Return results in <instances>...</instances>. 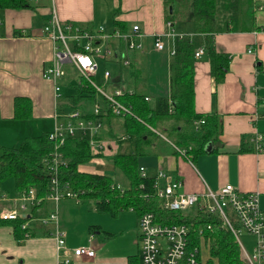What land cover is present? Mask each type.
Returning <instances> with one entry per match:
<instances>
[{"label": "crops", "instance_id": "obj_1", "mask_svg": "<svg viewBox=\"0 0 264 264\" xmlns=\"http://www.w3.org/2000/svg\"><path fill=\"white\" fill-rule=\"evenodd\" d=\"M30 3L32 8L0 10L1 147H18L27 138L47 134L53 129L56 116L69 112L62 105L65 98L73 94L72 86L77 78L74 67L70 65L75 75L70 80L66 79L70 75L68 64L64 65L66 75L60 81V98L57 101L53 84L42 78L43 69L51 64L53 58L52 43L43 33V27L53 13L62 24L77 25L89 32L99 26L111 31L113 21L121 24L124 33L138 25L143 35L140 38L142 49L128 55L133 70L129 67L125 70L122 86L139 90L149 98L147 102L151 106L157 98L169 96V63L172 57L169 52L173 41L163 37L164 49L159 51L154 47V37L167 30L164 0H30ZM237 10H240L239 23L243 25L236 31L194 34L184 8L178 10L175 20L181 33L191 35L194 52L203 51L199 58H194L193 108L197 114L220 116L218 142L207 145V152L195 157L176 152L170 142L163 139L152 144L144 142L142 150L152 147V151H143L142 156L147 152L152 157L145 158V166L142 164L138 168H145L147 176L152 178L159 171L156 167L163 166L161 171L170 179L180 180L182 191L187 193L202 194L206 189L218 191L226 184L241 193L257 192L259 206L264 213V151L254 152L249 143L257 132L262 135L264 145V0L237 1ZM208 43L214 52L228 59L223 79L218 82L210 73L205 49ZM100 74L97 72L96 78ZM108 86L115 88L111 83ZM16 99L21 101L18 103L19 114L30 115L29 118L15 117ZM57 105L62 112L58 111ZM123 118H110L103 125L99 138L105 145V158L113 154L112 150L118 154L133 153L135 143L129 144L127 140H133L134 136L121 134ZM118 131L120 135L117 137L114 133ZM241 145L244 151L238 152ZM93 161L95 165L104 164V158H94L89 163ZM77 170L79 173L104 175L84 164ZM120 177V182L126 186L125 178L121 174ZM43 203L42 217L52 207L49 201L44 200ZM17 204L13 180L2 182L0 214L16 208ZM22 216L28 219L29 232L36 234L18 241L13 221L0 218V264H63L57 255L54 226L38 227V217L29 218V213ZM138 216L135 211L121 210L117 216L110 217L96 211L89 199L83 198L80 202L62 199L58 204L57 227L63 233L66 246L70 249L89 246L94 251L92 258L71 256V264H140ZM42 231H47L45 236Z\"/></svg>", "mask_w": 264, "mask_h": 264}, {"label": "trees", "instance_id": "obj_2", "mask_svg": "<svg viewBox=\"0 0 264 264\" xmlns=\"http://www.w3.org/2000/svg\"><path fill=\"white\" fill-rule=\"evenodd\" d=\"M237 1L240 3V0H164L165 21L171 22L174 29L181 33V29L175 24V20L178 10L184 8L187 11V19L193 25L192 32L194 34L208 35L228 30L236 31L243 25L238 20L240 10H237ZM169 6L172 7V12H169ZM26 8H32L30 0H0V10ZM241 14H244L243 9ZM229 25H231L230 29L228 28ZM112 28L124 32L123 27L118 22L113 21ZM14 34L17 35V33ZM185 35H187L185 39H177L173 44L174 54L169 63V96L157 98L154 106L145 101V95L136 88L133 87L131 89L133 93L129 94L127 92L129 89L122 86V75L128 67L133 70V66H131V62L128 66H123L121 63L119 57L123 50V43L117 39L110 40L111 46L118 55L109 62L116 68L110 83L124 90V95L119 97V100L130 105L135 115V117H124L121 127V134L134 136L135 152L132 154L114 153L110 156L114 168L127 182L123 192H120L117 184L110 177L98 174H81L77 171L78 165L85 164L94 158L106 157L105 148L100 151L95 150L86 138H69L66 140L61 152L68 162L65 167L59 169V179L63 183H68L73 191L84 192L82 197L91 200L96 211L106 213L110 217L117 216L121 210L133 208L138 215L143 212L153 213L157 221L162 223L182 222L188 224L193 244L198 242L200 233H204V236L209 238L211 242L209 247L210 259L207 264H213V261H216V264H243L240 260L239 247L230 232L221 231L215 226L213 230L206 231L207 223L215 224V221H211L207 215L182 217L177 212L163 211L160 207V201L157 199L143 198V194L150 191L152 179H142L139 176L137 157L143 153L142 144L144 142L150 143L148 140L150 135L163 139L165 142L169 141L176 152V149L184 150L185 154L195 157L198 154L206 153V146L217 143L221 134L220 116L217 114L202 115L194 112V46L191 35L187 33ZM205 49L209 57L210 73L218 82L223 79L228 59L226 56L214 52L209 43L206 44ZM134 52L130 51L127 56ZM99 63L103 68L108 64L107 61L103 60H100ZM97 81L101 82V80ZM72 88L73 94L65 98L66 101L62 106L69 109L68 111L82 110L85 114L82 117L93 118L91 111L86 110L87 113L84 111L94 104L96 92L84 83L73 85ZM19 102H21L20 99L14 101L15 117L29 118L30 115L19 114ZM58 111L62 112L60 106ZM113 117V114L109 112L101 120L105 124ZM200 120L203 123L195 128L196 122ZM167 123L168 127L166 126ZM158 125L162 129L157 130ZM147 126L159 132L163 137L152 132ZM250 145L253 150L251 143ZM51 149L52 144L49 142L47 134L36 138H27L18 147L3 148L0 146V184L12 179L14 197L25 193L30 187L37 188V195L42 196L47 188L45 162ZM243 151L244 147L241 145L238 152ZM140 184H143L142 189L139 188ZM43 207V201L40 205L33 207L30 211V218L42 217L44 214L41 213ZM25 221H28L26 216L13 221L14 234L18 241L24 238L26 232L30 236L36 234L29 232V229H21V225ZM38 227H43V225L39 224ZM42 232L41 234L45 236L47 231Z\"/></svg>", "mask_w": 264, "mask_h": 264}, {"label": "built area", "instance_id": "obj_3", "mask_svg": "<svg viewBox=\"0 0 264 264\" xmlns=\"http://www.w3.org/2000/svg\"><path fill=\"white\" fill-rule=\"evenodd\" d=\"M1 24V22H0ZM166 32L154 37L156 50H163L165 42L163 37L175 40H183L187 35L174 30L171 22H166ZM43 33L52 43L53 58L51 64L42 71V78L53 84L56 101L60 98V81L65 76L64 65L71 64L76 70V84H86L91 87L103 100V105L95 103L92 109L93 118H84L83 111L75 110L56 116V122L52 130L47 133L52 149L49 152L45 166L47 170V188L42 196L37 195V188L30 187L25 193L14 197L17 207L0 214V218L6 221H14L22 214L30 215L33 207L40 205L42 201L52 204L51 210L46 216L38 217L37 223L48 226L53 225V237L56 241L57 255L63 264H71L73 258H92L94 251L89 247L70 249L66 246L63 233L58 229V204L62 199H71L80 202L84 192L73 191L68 183L59 179V169L67 165V159L63 157L61 149L69 138L87 139L95 150H103L104 143L99 138L103 129L101 118L109 112L114 117H135L132 107L119 100L124 95L122 88H113L108 91L111 73L103 68L99 78H96L100 60L110 62L117 57L114 48L110 44L111 39H117L123 43L124 49L120 53L123 66H128L130 51L142 49L140 38L143 36L138 25H133L129 32H120L116 29L106 31L99 26L93 32L74 26L70 23L62 24L56 14L43 27ZM251 50H248L250 52ZM202 49L194 52V58H199ZM173 56L174 48L169 52ZM97 80H101L98 82ZM132 94V90L127 91ZM145 101L149 98L145 97ZM264 101V100H263ZM170 112V111H169ZM200 120L197 125L202 124ZM152 132H159L147 126ZM161 136V135H160ZM163 137V136H161ZM250 143L256 153L264 151L263 137L254 133ZM178 153L185 155L184 150L176 149ZM80 172V170H77ZM139 176L149 178L145 168H138ZM150 191L143 194V198H154L160 201V207L166 212H177L182 217L207 215L215 224L207 223L206 231L213 230L215 226L221 231L230 232L240 248V260L243 264H264V213L259 206L257 192L241 193L230 184L223 185L218 191L206 189L202 194L187 193L182 191V183L177 179H170L161 170L151 178ZM120 192L123 188L117 185ZM140 189L143 184H140ZM128 210L134 211L133 208ZM30 218V216H29ZM22 230L28 229L27 221L21 225ZM245 232L253 238V247L250 252L245 251L239 240V235ZM26 232L24 238H29ZM137 243L139 248L140 264H202L200 259L201 245L210 247V239L200 233L198 242L193 244L188 224L182 222L162 223L157 221L151 212H143L137 219Z\"/></svg>", "mask_w": 264, "mask_h": 264}, {"label": "rangeland", "instance_id": "obj_4", "mask_svg": "<svg viewBox=\"0 0 264 264\" xmlns=\"http://www.w3.org/2000/svg\"><path fill=\"white\" fill-rule=\"evenodd\" d=\"M123 49H124V46H123ZM71 64H68L67 65V70H69V73H70V75H68L67 77H66V79H74L75 78V75H74V73H73V69H72V65L70 66ZM106 68H108L109 69V71L114 75V73H115V66L112 64V63H108L107 65H106ZM98 73L100 74L101 72H102V67H99L98 68ZM77 75V74H76ZM79 81H83V80H81V79H74V85H76L75 83H77V82H79ZM64 84H66V80H65V82H64ZM112 89V87H109L108 88V91L109 90H111ZM97 96H98V98L96 97L95 98V100H94V102L95 103H98V104H101L102 103V98L99 96V94H96ZM92 104V103H91ZM86 107H89V106H86ZM92 106L90 107V109H89V111H91L92 112ZM69 110V109H68ZM81 112H82V110H80ZM166 126L168 127V123L166 124ZM159 129H162V127L160 126V125H158L157 126V130H159ZM114 134H117V137L120 135V133H119V131L117 132V133H114ZM129 135V134H128ZM101 136V135H100ZM159 138H156L154 135H150L149 136V140H150V144H152V143H154V141H159L158 140ZM111 140V139H110ZM134 140V141H133ZM128 139L127 141L129 142V144L130 143H135V138L134 139ZM156 143V142H155ZM134 149H135V147L133 148V151L132 152H135L134 151ZM149 150L150 151H152V147L150 148V149H148V148H146V147H144L143 148V151H147V152H149ZM113 152V154H114V152H115V150H112ZM131 152V153H132ZM147 152H145V155L146 156H138L137 157V166H139V165H144L145 164V158H147L148 156L149 157H152L151 155H148L147 154ZM104 153H106L105 151H104ZM113 154H111L110 153V156L111 155H113ZM125 154V153H124ZM149 154H151V153H149ZM104 164L103 165H95V163L96 162H94L93 161V163H89V162H87V163H85L84 165H86L87 167H94L96 170H98V171H100V172H102L105 176H107V177H110L111 178V180L112 181H114L115 183H118V185L121 187V188H124V184H123V182H120V180H122L121 179V177H120V174L116 171V169L114 168V166H113V163H112V159H111V157H108V158H104ZM82 165V164H81ZM81 165H78V168L81 166ZM145 166V165H144ZM162 168H163V170H164V167L162 166ZM162 168H159V167H156V170H162ZM146 170V169H145ZM145 173H146V171H145ZM81 174H84V173H81ZM146 175H147V173H146ZM155 175V174H154ZM121 185H123V186H121ZM92 202V201H91ZM189 215V214H188ZM239 240H240V243L245 247V249L248 251V252H250L251 250V248H250V245H251V243H253V238L251 237V236H249V235H247L245 232H242L240 235H239ZM211 243V242H210ZM209 247H205V246H202L201 245V248H200V259H201V263L202 264H207L208 262H209V259H210V256H209ZM213 264H216V261H213Z\"/></svg>", "mask_w": 264, "mask_h": 264}, {"label": "water", "instance_id": "obj_5", "mask_svg": "<svg viewBox=\"0 0 264 264\" xmlns=\"http://www.w3.org/2000/svg\"><path fill=\"white\" fill-rule=\"evenodd\" d=\"M168 9H169V12H172V7H171V6H169V8H168Z\"/></svg>", "mask_w": 264, "mask_h": 264}]
</instances>
